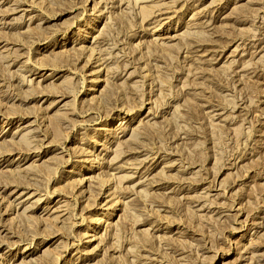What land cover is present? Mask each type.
Returning a JSON list of instances; mask_svg holds the SVG:
<instances>
[{
	"label": "rangeland",
	"instance_id": "1",
	"mask_svg": "<svg viewBox=\"0 0 264 264\" xmlns=\"http://www.w3.org/2000/svg\"><path fill=\"white\" fill-rule=\"evenodd\" d=\"M0 264H264V0H0Z\"/></svg>",
	"mask_w": 264,
	"mask_h": 264
},
{
	"label": "bare ground",
	"instance_id": "2",
	"mask_svg": "<svg viewBox=\"0 0 264 264\" xmlns=\"http://www.w3.org/2000/svg\"><path fill=\"white\" fill-rule=\"evenodd\" d=\"M99 80H100V79H99ZM93 240H95L94 236L92 237V240H91V241H93Z\"/></svg>",
	"mask_w": 264,
	"mask_h": 264
}]
</instances>
